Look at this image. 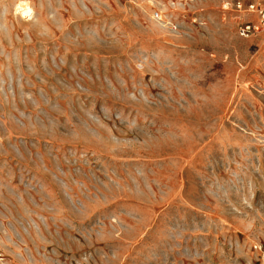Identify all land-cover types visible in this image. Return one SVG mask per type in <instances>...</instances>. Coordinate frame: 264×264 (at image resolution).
Masks as SVG:
<instances>
[{
  "label": "rangeland",
  "instance_id": "rangeland-1",
  "mask_svg": "<svg viewBox=\"0 0 264 264\" xmlns=\"http://www.w3.org/2000/svg\"><path fill=\"white\" fill-rule=\"evenodd\" d=\"M236 1L0 0V264H264Z\"/></svg>",
  "mask_w": 264,
  "mask_h": 264
},
{
  "label": "built area",
  "instance_id": "built-area-1",
  "mask_svg": "<svg viewBox=\"0 0 264 264\" xmlns=\"http://www.w3.org/2000/svg\"><path fill=\"white\" fill-rule=\"evenodd\" d=\"M233 6L237 11L244 10L255 15L254 21H246L238 26V34L241 37H248L254 31L264 35V0H246L244 4L237 0Z\"/></svg>",
  "mask_w": 264,
  "mask_h": 264
},
{
  "label": "bare ground",
  "instance_id": "bare-ground-1",
  "mask_svg": "<svg viewBox=\"0 0 264 264\" xmlns=\"http://www.w3.org/2000/svg\"><path fill=\"white\" fill-rule=\"evenodd\" d=\"M22 10H28L29 11V8H26V7H21ZM23 12V11H22ZM26 12V11H25Z\"/></svg>",
  "mask_w": 264,
  "mask_h": 264
}]
</instances>
